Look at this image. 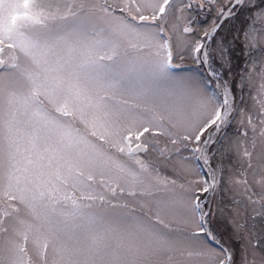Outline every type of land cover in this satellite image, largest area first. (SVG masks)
Wrapping results in <instances>:
<instances>
[{"label":"snow or ice","instance_id":"6c2138e0","mask_svg":"<svg viewBox=\"0 0 264 264\" xmlns=\"http://www.w3.org/2000/svg\"><path fill=\"white\" fill-rule=\"evenodd\" d=\"M0 264H264V0H0Z\"/></svg>","mask_w":264,"mask_h":264}]
</instances>
